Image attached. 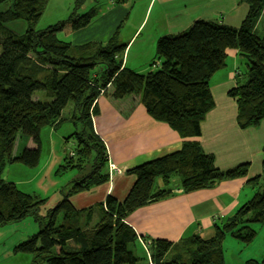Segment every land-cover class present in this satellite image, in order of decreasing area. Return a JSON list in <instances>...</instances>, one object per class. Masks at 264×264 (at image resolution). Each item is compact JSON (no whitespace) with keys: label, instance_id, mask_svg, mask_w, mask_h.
Here are the masks:
<instances>
[{"label":"trees","instance_id":"16d2710c","mask_svg":"<svg viewBox=\"0 0 264 264\" xmlns=\"http://www.w3.org/2000/svg\"><path fill=\"white\" fill-rule=\"evenodd\" d=\"M245 1L249 12L238 28L198 20L181 34L160 37L157 66L143 74L122 67L117 57L125 44L110 41L104 46H73L57 38L55 31L60 25L36 29L43 0H0V225L17 223L28 216L39 225L35 235L17 246L18 252L31 254L43 264H140L143 259L149 264H225L226 235L245 243L255 238L252 224L264 222V182L260 177L249 182L256 193L234 215L216 224L210 237L193 235L182 244H174L145 237L130 225L129 217L135 211L171 197L177 188L187 193L209 189L246 174V164L226 171L217 169L213 157L195 141L186 142L176 153L140 162L127 170L126 174L135 177L134 184L123 201L108 195L98 205L102 218L97 225L93 221L95 206L76 209L70 201L78 188L99 186L111 174L106 147L93 126L100 90L108 84L113 86L114 99L139 94L154 121L167 123L181 138L196 139L201 135V122L214 105L209 81L224 68L228 52L238 50L245 58L246 70L236 75V86L228 95L236 101L240 128L259 125L264 119V33H259L256 26L264 0ZM95 15V8L81 15L73 12L70 27L83 28ZM18 20L25 22L22 35L8 27ZM35 92L50 101L33 99ZM69 102L72 116L63 118L62 111ZM77 120L82 129L72 135L78 140L76 156L81 164L90 162L91 169L72 180V187L62 191V200L40 217L38 210L43 202L5 181L2 174L9 163L38 165L43 127L56 128L62 122ZM19 135L30 138L35 147H21L20 154L12 157ZM175 176L179 184L174 189L167 187ZM137 240L145 241L142 259L130 248ZM245 264H264V258H250Z\"/></svg>","mask_w":264,"mask_h":264},{"label":"crops","instance_id":"0c3cea01","mask_svg":"<svg viewBox=\"0 0 264 264\" xmlns=\"http://www.w3.org/2000/svg\"><path fill=\"white\" fill-rule=\"evenodd\" d=\"M132 12L135 13V27L132 28L129 38H122L124 36H120L117 29L106 42L90 41L73 46L86 44L104 46L110 41L125 44L123 54L117 57L122 61V67L146 74L150 63L156 58L154 49L160 37L181 34L198 20L217 21L238 28L249 12V5L245 0H145L138 11L126 12L128 18ZM256 29L264 32V7ZM138 42H142V47L135 49L137 54L134 57H138L139 62L132 61L131 64L134 65L129 66L130 51ZM150 58L154 60L150 61ZM245 67L243 55L238 50H230L224 68L217 71L209 81L214 105L201 122V135L196 139L181 138L167 123L154 121L146 113L141 95L136 97L128 95L115 100L109 98V101L104 102L105 110L110 115L113 110L114 116L120 112L114 105L116 101L127 102L129 106L135 104L128 116L131 128L136 131V137L131 142L132 149L128 151L119 150L117 143L121 141V137L118 139L112 137L119 153L110 146L109 150L107 148L106 150L109 160L120 173L99 186L78 188L77 193L70 198L73 206L76 209L95 206L104 202L108 195L114 196L120 202L123 201L135 182L133 175L126 174L127 170L140 162L176 153L186 142L195 141L205 154L213 157L214 167L217 169L226 171L246 164V174L221 181L209 189L187 193L177 188L172 191L171 197L135 211L128 221L137 233L145 237L166 239L174 244L183 242L193 235L212 236L216 224L234 215L238 208L250 199L253 192L256 193V188L249 182L258 177L262 179L264 172V119L257 127L240 128L237 122L236 101L228 95L236 86V75ZM99 97L97 104L101 100ZM169 118H173V115ZM94 130L102 139L96 126ZM178 184L179 178L175 176L167 187L174 189ZM158 185L163 186L160 179ZM136 243L145 254V246L138 240L134 242ZM143 261L149 264L146 259Z\"/></svg>","mask_w":264,"mask_h":264},{"label":"rangeland","instance_id":"374dc122","mask_svg":"<svg viewBox=\"0 0 264 264\" xmlns=\"http://www.w3.org/2000/svg\"><path fill=\"white\" fill-rule=\"evenodd\" d=\"M79 1H81L80 4H77V0H43V11L35 28L45 30L60 25V28L55 31L57 38L67 43L70 42L72 45H80L90 41L106 42L117 29L120 31L119 35L124 36L122 38H129L132 28L135 27V13L132 12L128 18L126 12L138 11L145 0ZM92 8H95L96 15L90 23L78 30H72L69 23L70 15L73 12L74 14L81 15ZM8 27L16 35H22L25 32V22L23 20L11 22ZM259 33L264 32L259 31ZM133 47L134 49L130 51L129 55V66L134 65L131 64L132 61L139 62L138 57H134L137 54L135 49L142 47V42L136 43ZM154 51L156 53V48ZM153 58H150V61L155 60L150 63L148 72H145L146 74L153 72L157 66L156 58ZM245 70L246 67L240 73H243ZM112 93L113 86L111 84L106 85L104 89L100 90L99 98L101 100L97 104L93 124L100 131L103 137L102 141L105 142L108 150L110 147H114L117 150L112 138L114 136L117 139L121 137V141L117 143L119 150L128 151L132 149L133 143L131 142L136 137V131L131 128L128 116V113L134 108L135 104L129 106L127 102L121 103L116 101L117 103L115 102L114 105L120 112L117 116H114L112 110L110 115L104 108V105H106L104 102L109 101V98H113ZM134 96H139V94H135ZM32 97L33 99H46L40 92H35ZM45 101L49 102V100ZM72 113L73 105L69 102L62 111L61 116L69 119ZM81 129L82 125L78 120L62 122L56 128L43 127L40 130V157L38 165L27 167L19 163H9L4 169L2 178L5 181L15 183L21 191L43 202L38 210L40 217H45L47 211L62 200V191L72 187V180L85 176L91 169L90 162L81 164L76 156L77 151L75 149L78 146V140L72 135L80 132ZM21 147L34 148L35 144L28 137L17 136L13 145L12 157L20 154ZM117 152L119 153L118 150ZM71 165H77V167L81 165L83 169L71 168ZM107 168L109 172L108 158ZM119 173L120 171H113L109 175L108 180L113 179L114 176H118ZM262 181L264 182V172ZM99 204L95 205L97 208L93 219V221L97 222L95 225L99 224L100 218H102L100 208L98 209ZM58 216L61 220V214ZM252 228L257 234L249 243L240 242L229 235L225 236L223 241L225 264H245L250 258H264V222L254 223L252 224ZM38 231L39 225L32 216H28L17 223L0 225V264H43L41 260L34 259L33 255L17 251V246L20 243L29 239ZM202 236L207 237V234H202ZM138 241H140L141 245H145L144 240ZM186 244L184 243L185 247ZM187 246L189 245L187 244ZM130 248L136 256L145 257L138 243L130 244ZM140 264L147 263L142 261Z\"/></svg>","mask_w":264,"mask_h":264},{"label":"built area","instance_id":"2783aa9c","mask_svg":"<svg viewBox=\"0 0 264 264\" xmlns=\"http://www.w3.org/2000/svg\"><path fill=\"white\" fill-rule=\"evenodd\" d=\"M107 151V150H106ZM107 156H108V152H107ZM109 159V158H108ZM109 172L112 174L113 171H118L117 167L109 160ZM110 174V175H111Z\"/></svg>","mask_w":264,"mask_h":264},{"label":"bare ground","instance_id":"6f19581e","mask_svg":"<svg viewBox=\"0 0 264 264\" xmlns=\"http://www.w3.org/2000/svg\"><path fill=\"white\" fill-rule=\"evenodd\" d=\"M122 54H123V52H122ZM45 100H49L50 101V98H46ZM181 244H182V242H180ZM145 255V254H144Z\"/></svg>","mask_w":264,"mask_h":264}]
</instances>
